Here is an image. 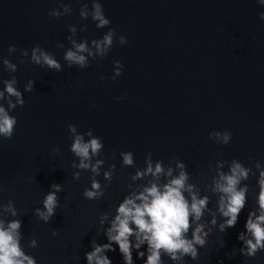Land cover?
<instances>
[{
    "label": "water",
    "instance_id": "95a60500",
    "mask_svg": "<svg viewBox=\"0 0 264 264\" xmlns=\"http://www.w3.org/2000/svg\"><path fill=\"white\" fill-rule=\"evenodd\" d=\"M72 13L59 18L47 15L57 7L56 0H0V56L7 55L17 64L14 75L24 105L17 107V118L11 139L0 140V203L11 199L21 219L22 244L35 237L37 247L25 251L37 264H85L83 254L95 236L98 216L108 211L124 195V185L133 173L132 167H121L119 153L132 151L136 167H143L146 153L165 164L171 158L183 161L190 182L203 189L214 170L208 168L217 159L235 158L245 166L264 163V129L228 85L195 51L185 38L149 0H99L110 27L124 35L127 43L113 42L102 59L90 60L84 69L64 68L60 73L28 62L20 63L19 49L39 44L61 61L63 49L56 43L64 39L67 25H76V38H99L107 29H97L90 20H80L81 4L90 0H62ZM83 26L85 31L80 32ZM13 44L17 51L8 55ZM123 65L121 75L112 80L113 61ZM8 73L0 65V78ZM103 76V80L99 77ZM34 80L31 92L23 84ZM120 97V99H117ZM73 124L81 133L92 129L103 142L104 167L116 165L105 195L99 200H86L82 191L89 184L90 173L81 170L72 179L68 150L67 126ZM229 130L227 145L213 143L210 131ZM58 148L59 154L51 152ZM103 185L102 176L97 177ZM139 182V181H138ZM51 183L62 185L59 207L45 224L32 210ZM248 204L234 227L219 233L215 229L199 249L197 260L185 257L186 264H264V251L252 258L240 256L233 249L243 230L248 209L256 192L255 175L248 181ZM210 195L212 206L215 197ZM207 218V217H206ZM55 230L57 235L52 236ZM105 242L103 234L96 237ZM224 247H220L221 243ZM225 253L232 258L227 259ZM107 255L112 264H121L118 252ZM135 264H142L136 260ZM165 264H171L165 258Z\"/></svg>",
    "mask_w": 264,
    "mask_h": 264
},
{
    "label": "clouds",
    "instance_id": "9594fccd",
    "mask_svg": "<svg viewBox=\"0 0 264 264\" xmlns=\"http://www.w3.org/2000/svg\"><path fill=\"white\" fill-rule=\"evenodd\" d=\"M56 3L57 7L51 8L48 16L59 18L72 13L70 4L62 0H56ZM256 3L264 7V0H256ZM257 15L264 22V11ZM78 16L80 20L90 19L97 29L107 30L99 38L77 40L78 29L76 25L69 24L68 35L64 38L68 46L59 41L55 45L63 49V65L52 52L39 44H33L30 50L19 49L20 63L27 58L29 63L56 73L62 72L65 67L84 69L89 66L90 60L102 59L108 54L114 38L120 45L127 43L124 35H117L109 26L110 20L99 0L81 4ZM79 31L83 32L85 28L81 26ZM17 50L13 44L7 47L8 55ZM112 63L110 78L115 80L121 75L123 65L119 60ZM0 65L9 74L7 78H0V140H8L13 136L17 124V118L12 113L24 105V99L14 75L17 64L5 55L0 56ZM99 79L103 80V76ZM33 86L34 80L28 79L23 84V92H31ZM67 133L70 140L68 150L74 157L69 165L75 169L72 179H79L81 170L89 172V184L83 189L82 197L99 200L105 195L116 165L109 163L104 167V145L92 129L81 133L76 125L68 124ZM231 136L227 129L208 133L209 139L220 145H227ZM51 152L59 154V149L54 147ZM119 157L121 167H132L134 171L124 185L122 198L108 211L99 214L96 234L89 241V250L83 254L85 264H112L107 253L114 251L119 253L121 264H135L133 252L136 260H142V264H165V258L171 264H186L185 257L197 260L199 249L206 245L213 229L224 233L236 225L241 211L248 204L249 185L246 181L250 175H255L254 202L247 211L243 230L236 235L240 247L233 251L249 259L264 251V163L256 161L253 172V167L245 166L235 158L231 161L217 159L214 164L209 161L208 168L214 170V175L201 189L190 182L186 165L179 159L171 158L165 164L160 159L153 160L152 153L148 152L143 167H136L132 151H121ZM98 176L105 181L103 185ZM61 191V184L49 185L40 200V207L32 210L38 221L47 224L54 216L59 207L58 193ZM209 194L215 197L211 207ZM17 217L18 212L11 199L0 203V264H37L36 258L25 251V247H37V240L32 237L26 245L21 243V219ZM101 233L105 242L98 243L96 237ZM56 235L53 230L52 236ZM220 247H224L223 242ZM225 257L232 258L228 253H225Z\"/></svg>",
    "mask_w": 264,
    "mask_h": 264
}]
</instances>
